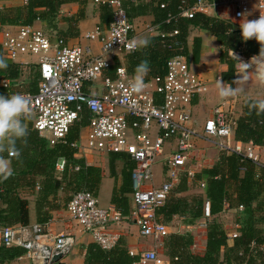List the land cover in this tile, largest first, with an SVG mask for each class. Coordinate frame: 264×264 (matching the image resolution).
<instances>
[{
    "label": "built area",
    "instance_id": "2783aa9c",
    "mask_svg": "<svg viewBox=\"0 0 264 264\" xmlns=\"http://www.w3.org/2000/svg\"><path fill=\"white\" fill-rule=\"evenodd\" d=\"M107 5L112 9L109 27H96L86 35V39L101 44L99 55H92L88 47L69 46L64 39L54 41L28 26L19 27L15 32L6 30L1 46L5 58L11 61H17L21 54L37 58L38 90L35 94H21L29 100V111L22 118L33 121L34 130L48 146L65 143L74 124L87 110L90 119L86 146L98 153H124L135 164L132 173L134 209L129 217H123L114 206L101 207L90 191L74 194L67 205L69 217L92 237L95 244L111 250L120 237L109 232L108 227L126 221H133L143 238L159 240L171 234L157 211L173 191L179 173L196 149V142H211L222 154H236L258 165L261 158L253 143L243 147L234 140L238 120L234 114L235 100L218 106L214 116L202 127L194 123L191 105L205 86L184 54L186 45L175 38L179 31L164 34L159 28L147 29L162 38L172 39L165 46L177 54L168 60L166 74L144 82L142 91L131 89L133 79L123 66L116 67L112 75H105L114 67V58L139 50L128 47L132 38L137 37L136 28L127 16L122 0H109ZM222 7L233 10L235 21L264 15V0H197L192 7L182 9L180 17L192 18L198 13L212 16ZM251 58L242 57L241 62L248 64V69L255 75ZM100 80L103 93L91 94L85 90V84H96ZM11 84L10 80L0 81L2 88L8 89ZM154 126L158 129L155 137L151 134ZM172 141L175 142L174 149L171 153L165 152V144ZM73 146L80 147L77 143ZM9 157H14V153L10 152ZM160 158L168 180L158 188L144 189V184L153 178L154 165ZM65 166L66 162L62 161L57 170L62 172ZM75 169L79 170L78 167ZM199 187L204 190L206 182L202 180ZM238 210L243 211L244 207L240 206ZM204 218L206 221L211 219L209 200L204 204ZM75 245L74 236L54 234L49 223L34 225L31 237L24 229L19 232L14 227L0 230V249L19 247L24 251L21 259L29 260L30 264H61ZM256 248L257 244L252 242L250 253H255ZM129 255L138 258L135 264H169L156 248L141 252L129 250Z\"/></svg>",
    "mask_w": 264,
    "mask_h": 264
},
{
    "label": "trees",
    "instance_id": "16d2710c",
    "mask_svg": "<svg viewBox=\"0 0 264 264\" xmlns=\"http://www.w3.org/2000/svg\"><path fill=\"white\" fill-rule=\"evenodd\" d=\"M134 1L143 4L138 6ZM144 1L122 0L123 8L130 20L139 14L154 15L156 24L160 26V33L169 34L173 30L179 31V35L175 38L185 45L192 29L205 30L213 34L221 47L220 63L227 68L222 73V81L225 84L233 87L235 85L238 61L231 56V53H238L246 59L259 56L261 45L255 39L244 41L241 30L230 20L199 13L192 18L180 17L182 9L192 7L197 0H147L146 3ZM162 5L165 7L162 8ZM59 6L60 4L55 0L54 2L53 0L32 2L27 8V21L24 25H32L34 21L43 18L34 10L46 8L50 15H57L56 9ZM105 13V20L109 26L112 22V14L108 10ZM0 20L5 23L1 15ZM171 40L157 35L150 39L149 46L144 50L127 55L128 71L134 73L135 67L142 60H147L151 73L148 79L145 77L144 82H149L156 76H164L167 72L168 60L177 54L165 46V43H170ZM200 48L201 41L195 40L192 52L194 63L199 61ZM184 54L189 60L191 59L187 49ZM0 57H3L8 64L7 69L0 70V79L5 78L11 82L23 80L24 72L19 65L3 56L1 46ZM116 67L118 65L111 69L109 75L115 72ZM39 81L38 71L30 82L29 88L32 93L37 92ZM0 95L6 96L8 93L3 90L0 91ZM254 101L257 100L244 102L242 114L237 120L234 138L237 142H251L256 147L264 148V113H258L251 107ZM89 119V112L84 110L81 119L72 127L65 143L48 146L35 130L27 129L26 143L17 141L18 152H13L14 157H9L12 151H2L10 160L12 171L6 178L5 174L0 175V227L29 225V202L21 196L27 190L36 196V209L42 225L49 221V211L59 209V205L67 207L74 194L81 191L96 194L102 178L101 169L89 167L83 160L78 159V150L73 146L79 140L81 130L88 125ZM61 161H65L66 166L63 172H58L57 164ZM118 161L124 164L123 184L114 194L112 204L123 217H129L131 214L129 196L133 195L132 173L135 164L126 154L110 153L109 167L112 175H115V165ZM77 167L78 171L75 169ZM202 180L206 182L205 191L202 193L204 195H187L191 192V186L194 184L196 187L199 186ZM178 181L164 206L157 211L158 217L169 225L178 216L184 218L186 225L193 226L204 217V204L206 200H209L211 219L206 222L207 245L204 256L194 255L191 252L193 238L189 234H171L164 239V258L169 264H221L220 253L221 249L227 245V237L224 225L218 221L217 217L226 206L235 210L243 206L247 219L243 225L242 235L250 240L259 234L252 242L264 243V230L257 228L254 222L257 213L252 212L251 209L254 202L264 205L263 200H258L264 195V167L236 154H222L212 168L204 169L193 178L183 173ZM37 186L40 187L38 190ZM17 249H0V264H7L16 257L24 255V251ZM137 261L138 258L129 255L126 242L121 237L111 250H104L97 244H91L87 249L86 264H135Z\"/></svg>",
    "mask_w": 264,
    "mask_h": 264
},
{
    "label": "crops",
    "instance_id": "0c3cea01",
    "mask_svg": "<svg viewBox=\"0 0 264 264\" xmlns=\"http://www.w3.org/2000/svg\"><path fill=\"white\" fill-rule=\"evenodd\" d=\"M34 1L40 0H0V15L5 21V23H2V21L0 20V46L3 41V33L6 30L15 32L19 27L29 26L37 31L43 32L54 41L57 39H64L69 46H80L82 48L88 47L90 48L91 53L94 56L101 53V44L98 41H90L86 39V35L92 32L96 27H100L102 29H107L109 27L107 24V20H105V11L108 10L110 11V14H112V9L107 5L109 0H55L56 3L60 4V6L56 9V11L58 12L57 15H50L46 8L36 9L34 10V12L38 15L43 16V18L34 21L32 25H24V23L27 21V8L29 4ZM146 2L147 0L144 1V3ZM134 3L138 6L143 4L137 1H134ZM212 16L230 20L233 22V24L244 22L234 20L233 10L231 8H219L216 12H214ZM131 21L136 28V36H144L148 37L149 39L157 36L156 33H151L147 30L148 28H160V26L156 24L154 15H151L149 13H146L144 15L139 14ZM174 31L175 30H173L172 32ZM195 40L201 41V48L199 53V61L194 63L192 61V52ZM144 49L145 48L139 49V51H142ZM186 49L189 55H191L190 62L192 70L202 79L205 86L202 94L197 96L193 100L191 105L193 121L194 123L196 122L200 127H202L208 119L214 116L215 109L223 102L235 100L234 106L236 108L237 106L240 108L237 116L238 119L242 114L241 105L243 106L244 102L248 100H264V83L259 81L254 73L241 63L242 57H240L237 53H231V56L239 61L234 87L242 89V91L238 92L237 95L232 97L221 98L218 95L217 82L218 80H220L222 83H224L222 81V73L225 72L227 68L225 65H222L220 63L221 47L212 33L205 30L192 29L187 38ZM126 57L127 56L114 58L113 64L114 67L116 65L125 67L128 76L133 79L135 73L128 71ZM262 59H264V55H262ZM11 62L20 66L21 70L24 72V78L23 80L19 79V81L11 82V87L8 89L2 88L0 86V91L6 90L8 93V95L6 96H10L13 94L21 95L24 93L35 94L30 91V83H27L26 80L29 79V76L33 71H39V67L37 66V58H32L27 54H21L17 61ZM110 71L111 70L107 71L105 75H109ZM150 73L151 72L147 74V79L148 76H150ZM150 78L151 77H149V79ZM4 79L5 78H1L0 81ZM152 80L153 78L150 79V81ZM20 82L22 84H20ZM101 84V80L96 84L87 83L85 84V90L91 94H101L104 91ZM22 121L24 122L27 129L34 130L33 121L31 119L22 118ZM130 121L132 122V119H130ZM132 132L133 130L131 131V133ZM87 133L88 128L86 126L81 130L80 138L76 142L80 146L79 148H77V158L83 160L89 167H97L101 169L102 178L97 192L96 194H94L99 201V205L103 208H107L109 206H113L112 198L123 184L122 170L124 164L121 161H118L115 165V175H112L109 167V154L114 152L98 153L96 151L90 150L87 146L84 147V143L87 142ZM151 134L153 137L158 134V129L155 126L152 127ZM234 140L235 142H237L235 138ZM0 143H6V141H2ZM237 143H239L243 147L248 144L241 142ZM174 146V141L167 142L165 144V152L171 153L174 149ZM211 146L216 149L214 144H212L211 142L198 141L196 142V149L191 153L192 155L197 152V156H199L200 158H204L206 166H202L203 170L212 168L215 164H217L222 155V153H220L217 149L216 150L219 153L209 151V148H211ZM257 152L261 158V163L259 166L264 167V148L257 147ZM191 155L189 156L179 174L181 175L185 173L189 177L193 178L194 175L198 172L200 173V171L195 170L196 168L192 165L194 160H192ZM0 158H2L3 161L8 165L11 173L12 166L10 160L2 151H0ZM161 162L162 163L159 164H157L156 162V164L154 165L153 178L147 182L149 188L146 189L158 188L166 180H168L166 178L163 160ZM196 167H198V169H201V165H198ZM190 173L194 175L190 176ZM3 174L5 173L0 171V175ZM179 179L180 176L178 180ZM178 182L179 181H176L175 185ZM197 187L199 188V192H201L200 194L204 193L205 189L203 190L199 186ZM39 188L40 187L37 186V190ZM21 196L22 198L27 199L29 202V225L26 227H22L20 225L14 226V228L17 230V232H19L20 229H24V231L27 233V236L31 237L32 227L36 224H40V217L38 216L36 209V196L29 190L25 191V193H23ZM129 198L130 210L133 211V196L130 195ZM258 200H263L264 203V195L260 196ZM259 204L260 203L258 202H254V204L251 206V209L252 212L257 213L256 217L254 218V222H256L257 228L259 230H264V205L262 206ZM59 206V209L49 211L48 213L50 217L49 221L47 222L49 223V229L56 235H72L76 239V245L73 251L62 261L61 264H86L87 249L89 245L95 244V242L89 234L84 232L78 226V224L69 217L67 207H64L63 205ZM217 219L224 225L227 237V245L226 247L221 249L220 253L221 264H264V243L257 244L255 253H250L249 249L250 244L255 239V237L259 236V234H257L250 240L242 235V232L244 230L243 225L247 219L245 209L243 211H240L238 209H229L228 206H226L224 211L218 215ZM160 220L163 222L162 218H160ZM206 222L207 221L205 220V218L202 217L201 220L195 222L193 226H190L186 225V221L184 220V218H180L177 216L173 219L171 224L167 225L164 222L163 223L167 227H169L171 234L191 235V237L193 238V246L191 247V252L194 255L204 256L207 245ZM173 223L178 224V228L172 227ZM197 227H202V230L196 232ZM1 229L3 228L0 227V230ZM108 231H111V233L115 234L118 237H121L123 241L126 242L129 250H136L137 252H141L149 251L157 247L156 249L159 255L164 258V255L160 252L158 246L155 247V242L158 240H154L153 238L141 237L140 231L133 221H126L118 226H109ZM183 231H186V233H183ZM13 248H18L17 250L23 251L19 247ZM22 256L23 255L18 256V258L16 257L14 260L7 262V264H30L29 260L25 258L21 259Z\"/></svg>",
    "mask_w": 264,
    "mask_h": 264
},
{
    "label": "clouds",
    "instance_id": "9594fccd",
    "mask_svg": "<svg viewBox=\"0 0 264 264\" xmlns=\"http://www.w3.org/2000/svg\"><path fill=\"white\" fill-rule=\"evenodd\" d=\"M246 17V15L244 16ZM241 30V37L244 41L249 39H255L260 45L259 56L251 58V63L255 65V75L257 79L264 82V59H262V53H264V15L258 16L255 19L244 20L239 25ZM150 39L144 36L133 37L129 42V49L136 50L148 47ZM242 63V62H241ZM246 68L248 64L242 63ZM8 64L3 57H0V70L7 69ZM150 72L149 62L142 60L134 69V78L130 83V87L133 91L139 92L143 90L144 80L147 74ZM218 95L221 98L232 97L241 92L242 89H238L229 84L222 83L220 80L217 82ZM91 103V101H89ZM29 100L20 94H13L10 96L0 95V141H6V143H0V151H12L18 152L16 143L18 140L26 143L28 135L27 128L22 122L28 109ZM251 107L256 109L258 113H264V100H257L252 102ZM0 171L5 173V178L10 175L8 165L0 158Z\"/></svg>",
    "mask_w": 264,
    "mask_h": 264
},
{
    "label": "rangeland",
    "instance_id": "374dc122",
    "mask_svg": "<svg viewBox=\"0 0 264 264\" xmlns=\"http://www.w3.org/2000/svg\"><path fill=\"white\" fill-rule=\"evenodd\" d=\"M243 22H239V23H237V24H235V27H238L239 29H240V27H239V25L240 24H242ZM32 61H35V60H32ZM35 74H36V72H32V74L29 76V79L28 80H26L27 81V83H30L32 80H33V78H34V76H35ZM257 78V77H256ZM241 107H242V105H241ZM236 110H237V113H236ZM240 110V108L237 106V108L235 107V109H234V114L236 115V117L238 116V111ZM28 126V125H27ZM0 142H2V141H0ZM86 145H87V142H85L84 143V147H86ZM210 145V144H209ZM207 150H208V148H207ZM209 151H212V152H215V153H219L215 148H213L212 146H211V148H209ZM191 158H192V160H194V162L192 163V165L196 168L195 170H199L200 172L203 170L202 169V166H206V164H205V162H204V158L203 157H199V156H197V152H195L194 154H192L191 155ZM162 161V158H160V159H157V164H159V163H162L161 162ZM201 162V163H200ZM197 163H200V164H197ZM198 165H201V169H198V167H196V166H198ZM199 173V172H198ZM197 173V174H198ZM144 187H145V189L146 188H149V186H148V184H147V182L144 184ZM192 187V189H191V192H189L187 195H190V196H195V195H197V194H200L201 192H199V188L197 187L196 188V184H194L193 186H191ZM232 220H233V217H232ZM172 227H176V228H178V224H172ZM196 232H198V231H201L202 230V227H197L196 228ZM172 231H173V229H172ZM183 233H186V231L184 232L183 231ZM199 236V235H198ZM163 242H164V239H160V240H158V241H156L155 242V247L156 246H158V249L160 250V252L164 255V248H163ZM146 248V247H145ZM157 248V247H156ZM144 249V248H143Z\"/></svg>",
    "mask_w": 264,
    "mask_h": 264
},
{
    "label": "water",
    "instance_id": "95a60500",
    "mask_svg": "<svg viewBox=\"0 0 264 264\" xmlns=\"http://www.w3.org/2000/svg\"><path fill=\"white\" fill-rule=\"evenodd\" d=\"M58 258H55L54 261H57Z\"/></svg>",
    "mask_w": 264,
    "mask_h": 264
}]
</instances>
